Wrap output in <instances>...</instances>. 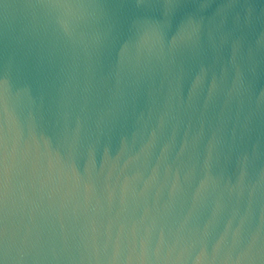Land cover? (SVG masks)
<instances>
[{
	"label": "water",
	"instance_id": "1",
	"mask_svg": "<svg viewBox=\"0 0 264 264\" xmlns=\"http://www.w3.org/2000/svg\"><path fill=\"white\" fill-rule=\"evenodd\" d=\"M0 264H264V0H0Z\"/></svg>",
	"mask_w": 264,
	"mask_h": 264
}]
</instances>
